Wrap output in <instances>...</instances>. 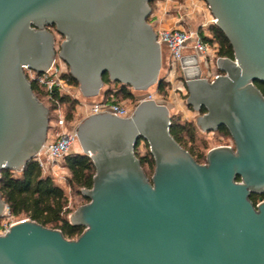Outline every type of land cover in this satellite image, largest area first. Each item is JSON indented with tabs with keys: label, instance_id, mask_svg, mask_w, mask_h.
I'll return each instance as SVG.
<instances>
[{
	"label": "water",
	"instance_id": "1",
	"mask_svg": "<svg viewBox=\"0 0 264 264\" xmlns=\"http://www.w3.org/2000/svg\"><path fill=\"white\" fill-rule=\"evenodd\" d=\"M152 0H0V176L42 150L50 110L25 69L65 61L87 98L105 75L134 91L160 83L162 47L148 23ZM234 51L215 81L196 55L182 59L187 105L203 132L224 126L232 146L198 163L171 134L168 107L144 101L131 118L100 113L78 129L95 167L90 201L69 216L77 239L31 219L0 235V264H264V0H204ZM55 33L63 38L56 51ZM147 142L151 177L135 149ZM252 195H260L255 204ZM8 209L0 194V219Z\"/></svg>",
	"mask_w": 264,
	"mask_h": 264
},
{
	"label": "trees",
	"instance_id": "2",
	"mask_svg": "<svg viewBox=\"0 0 264 264\" xmlns=\"http://www.w3.org/2000/svg\"><path fill=\"white\" fill-rule=\"evenodd\" d=\"M211 32L213 38L210 39L205 37L204 39L211 44H218V57L233 60L234 51L225 35L215 24L211 27ZM64 77L68 79L70 85L79 87V83L70 73L66 74ZM103 79L105 89L103 88L104 90L101 92V101L121 104L119 101L120 96L125 99L134 98L133 93L130 91L131 88L120 83L111 82L108 75H105ZM166 84L167 83L164 81H160L157 86L158 93L165 94ZM255 84L264 95V83L255 82ZM32 87L39 100L50 103L51 107L48 106L50 110V119L52 110L55 111V109L66 106L69 108L66 118L68 121L71 120L76 105L75 100L70 96L59 95L58 93H56L52 99H48L46 92L38 86V84L32 82ZM205 112V108H202L200 111L201 114ZM170 131L175 140L187 150L197 162L205 159L204 154L195 151V146L194 149L193 147H188L190 143L193 144L196 141V128L192 123L182 124L175 118H171ZM215 132L222 136L230 137L228 130L224 126L220 127ZM142 141L144 140L138 142L135 149L136 151L139 149ZM144 142L148 149L147 153L141 156H138L136 153V155L140 159L146 174V169L154 173V158L149 151L147 142ZM65 160L66 167L71 175L68 180L70 188L75 190L83 201L86 203L89 202L90 200L81 194V190L91 189L93 186L95 167L92 160L84 154H69L66 156ZM0 194L2 200L8 206L9 214L14 218L24 216L45 227L61 230L68 239H77L84 231L83 227L70 224L69 215L73 210L69 207V199L64 189L57 185L50 175L44 176L39 164L34 160L29 162L26 168L20 173L10 170L2 171L0 176ZM259 197L260 195H252L251 200L257 204ZM261 197L264 199V194H262Z\"/></svg>",
	"mask_w": 264,
	"mask_h": 264
},
{
	"label": "built area",
	"instance_id": "3",
	"mask_svg": "<svg viewBox=\"0 0 264 264\" xmlns=\"http://www.w3.org/2000/svg\"><path fill=\"white\" fill-rule=\"evenodd\" d=\"M194 5L196 6V4ZM212 21L215 23L213 16ZM154 31L162 50L165 48L169 53L166 74L163 80L165 83L174 84L173 82L176 81L178 83V91L186 90V81L182 75V59L186 55H196L203 79L213 82L223 75L218 68V60L222 58L217 55L218 44H211L206 41L204 39L205 35L199 32L186 31L180 27L159 28L156 25L154 26ZM57 59L60 60L59 63H63V60L56 58L51 68L44 73L25 69L28 79L38 84L46 92L48 99H52L56 93L68 95L71 89L68 79L64 77L67 72H65L62 65L57 63ZM144 101H157V98L155 95L149 94L140 98L138 105ZM76 111L78 116L68 121L61 108L55 109L57 113L55 130L48 132L46 143L34 159L39 164L42 173L56 171L60 163L71 153L72 147L78 140L79 126L87 118L100 113H108L122 119L131 118L133 115L124 105L105 101H81L77 104ZM78 117H81L80 121ZM6 212L10 215L9 209ZM15 223L11 220L4 223L1 227L0 235L5 234L10 226Z\"/></svg>",
	"mask_w": 264,
	"mask_h": 264
},
{
	"label": "rangeland",
	"instance_id": "4",
	"mask_svg": "<svg viewBox=\"0 0 264 264\" xmlns=\"http://www.w3.org/2000/svg\"><path fill=\"white\" fill-rule=\"evenodd\" d=\"M194 4H196V6ZM151 9H152V12L149 17L148 23L153 27V29L155 26L154 22L157 19H159L158 17H160V19L166 22L163 25L165 28L180 27L182 29H185L186 31L199 32L205 35L207 38H210V39L213 38V35L211 32V27L214 25L212 21V14L207 4L203 0H181V1L152 0ZM52 32H54L56 36L55 48H56V51L58 52L60 44L63 41V38L60 35L56 34L54 29L52 30ZM168 58H169V53L164 48L162 52V68H161L160 75H159L160 81L164 80ZM59 61L60 60L57 59V63H59ZM59 64L63 66L67 74L70 73V68L65 61ZM173 83L174 84H169V83L166 84L167 86L165 88V94L158 93L157 91L158 85H154L144 92H138V91H134L133 89H130V91L134 95V98L125 99L122 96H120L119 101L122 105L127 107L131 113H134L135 109L138 106V100L142 97L152 94L156 96L158 102L163 103L168 107L171 118H175L182 124L192 123L196 128V141L193 144L190 143L188 147L189 148L193 147L194 149V146H195V151L197 153L204 154L205 159L200 160V162H198L200 164L206 163L208 152L212 150L213 148H216L219 146L234 147V142L231 137L222 136L221 134L217 132H203L198 127L197 119L200 113L194 110L193 108H190L187 105V100H188L187 87L185 91L180 92L177 90L178 83L176 81ZM69 86L71 87V89L67 96H70L76 102L74 113L71 118L72 120L78 116L77 111H76V106L79 102L81 101L94 102L95 100L99 98V96L95 98H87L82 94L80 87H75L70 84ZM43 103L47 107L48 106L51 107L49 102L44 101ZM68 110L69 108L66 106L61 108V111L64 112L65 115L67 114ZM79 119H81V117H78V120ZM56 120H57V113L52 110L49 132H53L55 130ZM147 151L148 149L144 141L140 143L139 149L137 151L135 150L138 156L146 154ZM70 154L72 155L83 154L82 147L79 143V140H77V142L72 147ZM146 171L149 177L153 175V171H149L148 169H146ZM43 175L44 176L50 175L52 179L54 180V182L64 189L69 199V207L73 210V212L76 211L80 206L88 203V202L86 203L85 201H83L81 196L77 194L75 190H72L70 188L68 184V180L71 175H70L69 170L66 167L65 159L60 163L56 171L48 172L45 174L43 173ZM24 219H29V218H26L24 216L14 218L8 215L7 212H5L4 216L0 219V231H1L2 225L6 223L7 221L11 220L14 222H19Z\"/></svg>",
	"mask_w": 264,
	"mask_h": 264
},
{
	"label": "crops",
	"instance_id": "5",
	"mask_svg": "<svg viewBox=\"0 0 264 264\" xmlns=\"http://www.w3.org/2000/svg\"><path fill=\"white\" fill-rule=\"evenodd\" d=\"M162 17V16H161ZM159 19H157L154 23L156 25V27L162 28L164 27L163 25L166 23L164 20L160 19V17H158ZM166 26V25H165ZM167 51V50H166ZM168 52V51H167ZM98 97V96H97ZM102 100V95L101 93L99 94V98L97 100H95L94 102H100Z\"/></svg>",
	"mask_w": 264,
	"mask_h": 264
},
{
	"label": "flooded vegetation",
	"instance_id": "6",
	"mask_svg": "<svg viewBox=\"0 0 264 264\" xmlns=\"http://www.w3.org/2000/svg\"><path fill=\"white\" fill-rule=\"evenodd\" d=\"M231 137V136H230Z\"/></svg>",
	"mask_w": 264,
	"mask_h": 264
}]
</instances>
